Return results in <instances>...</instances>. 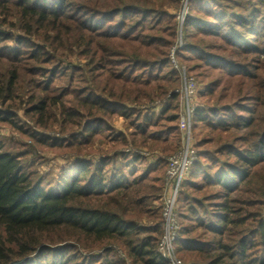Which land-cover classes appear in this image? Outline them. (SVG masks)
<instances>
[{
    "label": "trees",
    "instance_id": "obj_1",
    "mask_svg": "<svg viewBox=\"0 0 264 264\" xmlns=\"http://www.w3.org/2000/svg\"><path fill=\"white\" fill-rule=\"evenodd\" d=\"M116 1L101 8L99 0H0V62L13 63L0 77V104L13 99L18 90L23 61L32 63L26 64L27 73L44 78L32 80L41 93L28 94L23 112L35 128H22L16 111L4 107H0V120L36 143L58 144L82 154L69 168L61 187L51 190L25 170L22 154L6 150L0 140V225L5 233L0 237V264H22L26 257L51 246L59 250L49 259H36V264H90L75 252L66 256L67 249H60L70 247L71 242L85 246L121 242L133 261L166 264L157 250L162 200L150 192L162 189L167 160L159 158L138 169L145 162L140 154L119 162L116 158L125 151L121 146L127 144L135 148L155 144L170 154L178 149L168 143L178 136V125L174 124L178 95L172 86L177 73L169 59L175 30L168 21L165 37L149 34L161 29L146 24L149 17L158 19L156 9L139 2ZM255 5L246 14L212 0H188L183 46L175 55L181 60L197 58L203 66L217 70L220 75L207 83L206 95L217 101L229 98L228 108L196 107L191 128L200 123L213 131L227 132L255 125V114L264 107V66H260L264 59V11ZM15 31L18 34L14 35ZM203 35L219 39V47L214 48L228 54L208 51L213 48L193 40ZM32 37L53 51L59 48L84 57L85 68H61L57 54L36 44ZM43 64L52 66L45 70L40 66ZM77 72L88 74L97 92L88 88L85 79V85L77 87ZM64 77L67 82L61 86ZM167 94V104L158 114H150L148 104ZM117 115L132 129L127 135L111 126ZM56 117L61 133L67 136L40 135L39 128H46ZM162 121L164 128L155 130ZM107 138L113 150L86 157L98 139ZM240 140L246 145L241 152L229 148L228 143L219 152L231 162L209 158L220 164L215 175L200 163L209 153L196 152L188 176L181 182L175 203L179 223L175 247L192 257L189 264H201L204 259L210 264H225V257L230 261L226 264H264V183L263 192L255 191L258 198L242 200L239 196L242 185L251 182L257 170L264 173V126L254 135L240 136ZM200 178L205 184L194 182ZM208 185L219 187L216 201L208 202L213 203L208 204L210 208H203V213L190 205L187 208L184 200L190 196L184 194V186L201 191ZM151 197L161 201L152 212L156 220L152 227L139 225L132 213L147 212ZM255 205L260 210L252 211ZM197 206L201 208L202 203L197 202ZM199 227L211 238L197 234ZM142 232L150 234L140 238ZM102 260L116 264L107 256Z\"/></svg>",
    "mask_w": 264,
    "mask_h": 264
},
{
    "label": "rangeland",
    "instance_id": "obj_2",
    "mask_svg": "<svg viewBox=\"0 0 264 264\" xmlns=\"http://www.w3.org/2000/svg\"><path fill=\"white\" fill-rule=\"evenodd\" d=\"M212 1H215V3L218 5H223L224 8H228L229 6L233 8L234 12L248 14L249 12H251L250 8L254 7L253 4H256L255 6H257L259 10L264 11V0L262 1L253 0V3H252V0H212ZM114 2L116 3L118 1L99 0V6L103 8L105 5L107 4L109 5V3L113 4ZM136 2H139L140 4H144V6H148L150 8L156 9V12H158L156 16L160 14L158 19L149 17V19L147 20L146 24L148 27L149 25H155L156 27L161 28V29L156 28L154 30H151L149 34H155L160 37H165L166 31L168 32L167 28H169L167 27L168 26L167 24H168V21H170V24L171 25L173 24V30H175V35L173 37L174 39H173V42L170 48L175 43H177L179 39L182 40L181 47L183 46V39H184L185 34L183 30V25H179L177 15H179L180 12L182 11L184 0H128V1H125V3L127 4H137ZM164 14H170L172 16H174L175 14L176 16H175V19H173V17H170V15L166 16ZM156 20L157 21L159 20V23H156ZM174 20L176 22L175 27H174ZM13 34L14 35L18 34V31H15V33ZM33 38L36 41L33 40ZM31 39L36 44L45 45L47 51L51 53L54 52V54H57V58L61 60L62 62L61 68H64L66 66H69V67L78 66L81 69L85 68L86 59L84 57L77 56L74 53H70L67 50H63L59 48H57L56 51H53V48L52 49L48 48L47 45L44 44L41 40H38L37 37H32ZM193 40L197 43L204 45V47L208 46V48H213L212 50L207 49L208 51L216 52L218 54L222 53L224 55L228 54L227 51L225 52L223 50L215 49V48H218L220 44L219 39H215V37L203 35V37H198L197 39H193ZM7 44L11 45V42H7ZM73 50L75 51L74 46H73ZM238 59L240 58L238 57ZM176 60L179 64L183 65L186 68L187 74L193 76L194 81L197 84L198 89H197L196 98H195V102L197 105L196 107L207 108V106H217V108H221L222 106H227L228 108L229 98L221 99L217 101L216 97L206 95L207 83L213 80L216 76L220 75L217 70L213 71V70L208 69V67L203 66L204 63L197 58H191L190 60H187V59L181 60L176 57ZM27 63L32 64L31 62L29 63L28 61ZM27 63L26 61L22 62V66L24 69L21 71V76L18 78V81H17L18 90L14 93L13 99H10L4 105L0 104V107L2 108L4 107V108H8L9 110H15L17 113L16 120H18L17 121L18 124H20V126L25 129L33 126L32 125L33 122L30 121L27 117H25V115H23L24 108L26 107V100L30 98L28 94L32 92H35L36 94L41 93L37 88H35V85L32 83V80L42 81L44 79V78H41L40 76L38 77L37 75L27 73V70H28L27 65H26ZM12 64L13 63L11 61H7L5 59H3L0 62V75H1L0 77L6 74L8 66ZM40 66L43 69L47 70L52 65L43 64ZM260 66H264L263 58H261ZM187 69L191 72V74L188 72ZM47 74H48V71H47ZM82 79H85V81H87L88 88H92L94 92H97V88L90 81H88L89 75L86 73L84 74L82 72H77L76 78L74 80V84H76L77 87L84 86L85 84L83 83L84 81L82 82ZM66 82H67V78L64 77L63 79H61V83L59 84L61 86H65ZM172 86H173V91L176 92L178 95V113H179L180 95H179V92L175 91L180 88V76L178 73H177V78L172 81ZM221 86L218 87V89H220ZM168 95L169 94H167L165 98L164 97L156 98L155 99L156 101L150 102L148 104L150 109L149 110L147 109V111H149L150 114L151 113L158 114L161 108H163L167 104ZM234 112H239V111L234 109ZM225 115H227V113H225ZM246 116H250V115L247 114ZM57 117L54 120H52V122H50L46 128L42 127L40 129L38 127L39 134L42 136L59 137V138H63L67 136L66 133L64 132L61 133L60 119H58ZM255 118H257L255 125H252L251 127L249 126L245 128H239V129L231 128L230 131H227V132L213 131L212 129L200 123H197L193 128L190 129V134L192 137V141L194 143L195 151L209 153V157L207 155H204L203 157H201L202 159L200 163L206 166L204 170L209 171L213 175H215V170L217 169V167L220 168V164H218L219 162H227V161L231 162L232 161L231 159H228L226 155H224L223 153H222L223 155L222 154L219 155V152L224 144L228 143L230 146L229 148H233L238 152H241V150L246 147L245 143L240 140V136H243L244 134L254 135L259 131V129H261L264 126V107L263 106L255 114ZM176 123L177 121L174 122V124ZM110 124L113 127L115 132L122 131L126 135L132 130L131 128H129L127 120L123 116H120V115H117L114 118H112V120L110 121ZM160 124L159 126L155 127V130L160 131L161 129L164 128L163 126L166 125V123L163 121ZM32 128H35V127H32ZM177 131H178V136H174V139L171 137L168 143L169 145L175 144L179 148L181 141H182L181 139L182 134L179 131V129ZM0 140L3 142V146L6 150L11 151L13 153L22 154L21 160L24 163L25 170L27 172H30L34 178L39 180L41 183V186H43L46 189H51V190L59 189L61 187L64 179L66 178L68 174L67 172L69 168L71 167L72 164H74L78 155H82V154H77L73 149H69V148L67 149V148H64L63 146H58V144L51 146L50 144H47V143L46 144L36 143L30 137H27V135L22 134L18 129L14 128L11 124L3 120H0ZM112 146L113 145H111L110 141H108V138L106 140L98 139L94 143L93 150L85 153L87 155L86 157L87 158L97 157V154H100L99 152H102L105 150H108V151L113 150L114 148ZM127 149H129V151H127ZM121 150H125V151L121 153L122 155L117 156L116 158L117 162L121 160H129L136 153L140 154L144 158L145 162H143L141 166L136 167L138 169L143 168L146 163L153 164L159 158H164L167 160V157L171 155L169 151L164 153L161 147L155 146V144H151V145L140 147V148H135L132 145L127 144V145L121 146ZM174 152L175 150L172 151V153ZM100 155L103 156V153H101ZM211 156H213L215 160H218L219 162L212 161V160L210 161L209 158ZM263 176H264L263 171H261V169L257 170L251 182L242 185L241 191H240L241 194L239 195L241 196L240 198H242V200H244L245 198H250V197L258 198L255 195V191L263 192L261 189L263 188L262 184L264 183ZM194 182L198 184H205L203 183L204 181L201 178L194 180ZM218 188L219 187L208 185L205 188H203L201 191H196L193 188H187V186H184V190H183L184 194H187L188 196H190L188 200L186 201L184 200V203H186L187 208L191 206L197 209L198 211H201L203 208L205 209L210 208L208 207V204H213V203H208V202L216 201V199H214V196H216V193L218 192ZM150 193L152 194V196L160 195L161 200H162L164 190L162 187L160 191H154L153 189L151 190ZM197 202L202 203L201 208L197 206ZM160 203L161 201H157L155 199H152L151 197L147 201V207H146V209L148 210L147 212H140L136 215L132 213L134 216V221H136L139 225L152 227L154 220H156V218L155 219L153 218L152 212L156 208V206H158V204ZM251 210L257 211V210H260V208L257 205H255L254 207L251 208ZM201 213L203 212L201 211ZM160 217H161V228L163 232V223H162L163 218L162 216ZM177 221H178V218H177ZM195 232L199 234L201 237L208 238V239L211 238V235H209L205 230H203V228L199 227L198 229H196ZM148 233L149 232H142L138 236L140 238L146 237L148 236ZM0 237H5L4 228L1 225H0ZM71 244L75 245V248L71 245L70 247L61 246L60 249L61 248H63V250L67 249L66 256L75 252L78 258H84V259L86 258L87 262H89L90 264H106L104 263V260H102L103 256H107L108 260H113L114 263L116 264H146L142 260L133 261L132 258L126 254V249L121 244V242H107L103 244L92 243L89 246L74 244L72 242ZM157 246H158V242H157ZM58 250H59L58 248H53V246L46 248L43 251L40 250L39 253H35L36 255L33 254V255L26 257L25 260H23L22 264H36V261L38 259H41V258L42 260L43 258L49 259ZM108 250H111V251H108ZM217 252L218 251H216V253ZM176 256L183 264H189L188 260H192V257H190L189 259L187 255H182L181 253H179L177 249H176ZM206 260L207 259H204V262H202L203 260H200L201 264H206L207 263ZM222 262L226 264V262L229 263L230 261L228 260L227 257H225L223 258ZM166 264H169V262H166ZM207 264H210V263H207Z\"/></svg>",
    "mask_w": 264,
    "mask_h": 264
},
{
    "label": "built area",
    "instance_id": "obj_3",
    "mask_svg": "<svg viewBox=\"0 0 264 264\" xmlns=\"http://www.w3.org/2000/svg\"><path fill=\"white\" fill-rule=\"evenodd\" d=\"M187 2L188 0H184L182 11L177 15L179 25H183L184 23ZM181 45L182 40L179 39L170 48L169 59L171 65L180 76V88L175 91L179 92L180 95V111L178 113L177 125L182 134V141L179 148L167 157L161 208L163 232L157 246L161 258L169 262V264H183L176 256L175 240L179 230V223L175 214V203L181 182L187 176L189 168L196 158V151L190 129L192 125V114L197 106L195 98L198 88L193 76L187 74L186 68L176 60L175 51Z\"/></svg>",
    "mask_w": 264,
    "mask_h": 264
}]
</instances>
